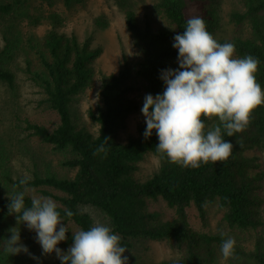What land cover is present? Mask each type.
I'll use <instances>...</instances> for the list:
<instances>
[{"label": "trees", "instance_id": "16d2710c", "mask_svg": "<svg viewBox=\"0 0 264 264\" xmlns=\"http://www.w3.org/2000/svg\"><path fill=\"white\" fill-rule=\"evenodd\" d=\"M61 1L65 7L86 2ZM242 2L244 11L232 12L230 16L236 24L247 23V36L217 41L232 42L235 57L251 55L259 60L255 78L264 90V0ZM20 3L19 0L0 2V17L17 12L16 6ZM155 7L174 30H153L148 20L141 26L131 10L124 14L125 28L140 52L135 75L141 81L145 95L153 96L162 93L164 88L160 70L178 68V53L172 42L175 34L183 32L186 21L199 16L210 34L214 35L220 29L219 11L211 0H158ZM49 19L53 24L59 21L55 14H51ZM96 23L97 27L106 24L103 18H97ZM9 44L10 39L0 49V84L14 91L16 78L7 65L11 54ZM41 46L38 52L41 70L33 71L30 61L26 60L25 72L44 93V103L56 113L58 125L48 129L25 120L24 131L28 137L56 151H69L71 157L62 165L74 170V175L60 178L41 172L39 159L30 156L34 169L31 177L7 174L3 179L9 197L24 191L26 206L31 204L29 191L56 202L68 231L66 239L58 244L62 252H67L71 246L72 233L94 226L91 217L80 209L90 206L107 217L110 228L120 236L123 247L131 246L129 239L168 240L185 252L178 264H215L222 238L193 229L186 210L190 206L195 208L204 229L205 207L216 202L229 228L257 232L251 246L235 244L230 264H264V235L259 232L264 226V104L253 110L248 125L233 137L225 135L222 129L223 138L233 144L226 161L201 163L197 168L183 167L169 162L157 152L155 132L149 138L143 136L145 122L138 125L136 136H130L125 142L117 140L123 119L138 106L124 97L130 87L121 88L132 74L127 63L117 74H111L101 82V104L96 112L89 113L91 120L98 124L94 135L73 123L69 104L88 85L92 76L91 63L99 55V49L91 46L89 38L79 40L76 36L68 37L56 31L48 33ZM218 123L215 117L205 120L206 128ZM104 137L108 138L107 142ZM101 144L105 150L96 151ZM146 153L159 158V168L146 180L136 181L133 172ZM21 180L25 183L21 184ZM2 186L0 180V188ZM9 197L0 201V217H11L21 224L22 221H17L16 215L8 210ZM157 199L173 210L172 219L161 220L156 212L146 210V200ZM66 209L72 211L71 217L65 215ZM55 264H61L58 258ZM153 264L174 263L161 261Z\"/></svg>", "mask_w": 264, "mask_h": 264}, {"label": "rangeland", "instance_id": "374dc122", "mask_svg": "<svg viewBox=\"0 0 264 264\" xmlns=\"http://www.w3.org/2000/svg\"><path fill=\"white\" fill-rule=\"evenodd\" d=\"M12 1L14 0H0ZM19 1L21 3L16 6L17 12L0 17V49H3L6 40L10 39L11 54L7 65L16 78L14 91L7 90L0 84V180L3 182L0 188V201L9 197L8 187L4 186L5 175L31 177L34 169L30 156L39 159L41 172L54 174L60 178H71L74 175V170L62 165L63 161L71 157L69 151H56L51 146L28 137L24 131L25 120L44 125L48 129L58 125L56 113L48 109L44 103V93L25 72L26 60L30 61L33 71L41 70L38 52L48 33L56 31L68 37L76 36L79 40L89 38L91 46L100 51L91 63L92 76L88 85L75 95L69 104L73 123L78 128H86L94 135L97 134L98 124L91 120L89 113L96 112L101 104V82L105 77L117 74L124 63L128 64L132 74L121 88L130 87L124 93V97L134 101L138 106L125 116L123 126L117 132V140L125 142L130 136H136L138 125L144 122L141 107L145 93L141 81L135 75L140 52L134 47L125 28L124 14L131 10L141 26L148 20L153 30H174L155 7L158 0H86L81 5L71 7H65L61 0ZM211 3L218 8L220 19V29L216 34H211L215 40L247 36V23L236 24L230 16L232 12L244 11L242 0H211ZM51 14L58 16L57 23L51 22L49 19ZM97 18H103L106 24L97 27ZM159 165L158 157L151 153L144 154L133 172L134 180L140 182L146 180L157 171ZM28 194L31 197H41L34 191H29ZM80 209L91 217L93 225L100 222L110 227L107 217L96 208L85 206ZM146 210L156 212L161 220H170L174 217L173 210L161 199L146 200ZM205 210L206 226L202 229L195 208L193 206L187 208L188 222L193 229L220 236L222 240L231 237L235 244L251 246L257 234L255 230L229 228L223 221L222 211L216 202L208 204ZM262 217L264 219V215ZM13 227H15L13 231L20 233L21 243L27 247L28 253L21 252L16 255L5 253L4 241H0V264H55L56 254L54 252L43 254L34 239L35 232L24 224L16 223L11 217H0V240L10 235L9 229ZM259 232L264 235V226ZM128 242L131 246L125 247L124 253L128 264H153L161 261L178 264L185 254L173 241L129 239ZM231 262L232 256L224 259L219 247L215 264Z\"/></svg>", "mask_w": 264, "mask_h": 264}, {"label": "clouds", "instance_id": "9594fccd", "mask_svg": "<svg viewBox=\"0 0 264 264\" xmlns=\"http://www.w3.org/2000/svg\"><path fill=\"white\" fill-rule=\"evenodd\" d=\"M172 47L178 53V68L160 70L162 93L144 96L143 136L149 138L155 132L157 152L183 167L224 162L233 144L223 138L222 129L233 137L248 125L253 110L264 104V90L255 78L259 60L251 55L235 57V45L215 40L199 16L186 21L183 32L175 34ZM212 117L219 123L206 128L205 120ZM103 139L108 141L107 137ZM104 150V144L96 149ZM24 196L20 191L9 197L8 210L35 232L34 239L43 254L54 252L61 264H127L120 236L100 222L72 233L71 246L62 252L58 244L66 239L68 231L56 202L50 197H32L30 206H26ZM65 215L71 217L73 213L66 209ZM14 228L0 240L4 241V252L28 253ZM235 243L231 237L221 241L224 259L233 255Z\"/></svg>", "mask_w": 264, "mask_h": 264}]
</instances>
